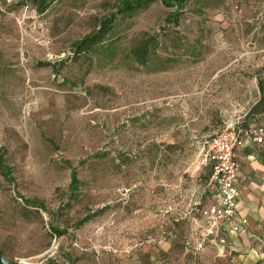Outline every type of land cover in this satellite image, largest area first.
<instances>
[{
	"label": "rangeland",
	"instance_id": "rangeland-1",
	"mask_svg": "<svg viewBox=\"0 0 264 264\" xmlns=\"http://www.w3.org/2000/svg\"><path fill=\"white\" fill-rule=\"evenodd\" d=\"M115 1L0 0V264H215L184 216L202 142L264 116V0L156 1L76 56Z\"/></svg>",
	"mask_w": 264,
	"mask_h": 264
},
{
	"label": "built area",
	"instance_id": "built-area-1",
	"mask_svg": "<svg viewBox=\"0 0 264 264\" xmlns=\"http://www.w3.org/2000/svg\"><path fill=\"white\" fill-rule=\"evenodd\" d=\"M245 138L255 145H263L264 123L249 127L239 124L220 130L202 142L197 158L199 168L208 171L203 191H211L212 195L205 198L203 192L192 202L191 209L200 215L205 225V237H213L220 249L226 242L223 233L239 234L247 227L246 220L236 214L239 197L237 179L240 172L236 150ZM254 240L260 260L264 262V239L255 236ZM203 242L201 240L198 246Z\"/></svg>",
	"mask_w": 264,
	"mask_h": 264
},
{
	"label": "crops",
	"instance_id": "crops-1",
	"mask_svg": "<svg viewBox=\"0 0 264 264\" xmlns=\"http://www.w3.org/2000/svg\"><path fill=\"white\" fill-rule=\"evenodd\" d=\"M262 123L264 116H259L245 127ZM236 154L240 165L236 214L246 220L247 227L239 234L223 233L226 242L220 249L215 245L216 240L213 237H205V225L198 212L191 209L193 213L184 216L189 221L193 234L198 233L192 240L191 253L193 256L199 255L200 252L213 255L207 263H210L211 259L215 264H264L260 260L254 240L255 236L264 239V144L255 145L250 139L245 138L237 148ZM203 192V196L208 198L205 191ZM178 220L175 218V221ZM201 240L204 242L199 247Z\"/></svg>",
	"mask_w": 264,
	"mask_h": 264
},
{
	"label": "trees",
	"instance_id": "trees-1",
	"mask_svg": "<svg viewBox=\"0 0 264 264\" xmlns=\"http://www.w3.org/2000/svg\"><path fill=\"white\" fill-rule=\"evenodd\" d=\"M53 1L54 0H31V4L39 13H42ZM156 1H160L164 7L169 9L166 21H169L170 23L176 25L178 24L179 16L184 11V7L189 0H116L113 5L112 12L98 20L97 28L90 32L89 35L79 40L75 44L73 52L76 56L90 53L99 43H101L107 37V35L113 29L115 21L119 17L124 15H132L137 11L147 8ZM39 64L47 65L48 63ZM258 88L259 90H262L263 86L260 85ZM263 99L264 95L262 94L261 100ZM4 167V161L2 157H0V173L6 178L8 172L4 170ZM76 182L77 180L75 174L72 173L70 183L71 190L72 188L76 187ZM83 221H85V219ZM55 231L57 236L61 235L58 229H55Z\"/></svg>",
	"mask_w": 264,
	"mask_h": 264
},
{
	"label": "water",
	"instance_id": "water-1",
	"mask_svg": "<svg viewBox=\"0 0 264 264\" xmlns=\"http://www.w3.org/2000/svg\"><path fill=\"white\" fill-rule=\"evenodd\" d=\"M3 264H14V263L9 262V261H4Z\"/></svg>",
	"mask_w": 264,
	"mask_h": 264
}]
</instances>
